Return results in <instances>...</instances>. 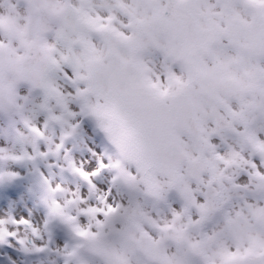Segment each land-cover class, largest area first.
<instances>
[{
    "label": "snow or ice",
    "instance_id": "obj_1",
    "mask_svg": "<svg viewBox=\"0 0 264 264\" xmlns=\"http://www.w3.org/2000/svg\"><path fill=\"white\" fill-rule=\"evenodd\" d=\"M0 264H264V0H0Z\"/></svg>",
    "mask_w": 264,
    "mask_h": 264
}]
</instances>
